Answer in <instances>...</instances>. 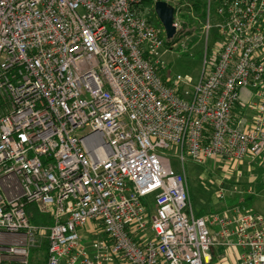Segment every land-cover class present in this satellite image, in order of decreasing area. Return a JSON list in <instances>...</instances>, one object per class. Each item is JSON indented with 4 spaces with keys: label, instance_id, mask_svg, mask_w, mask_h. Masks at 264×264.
Instances as JSON below:
<instances>
[{
    "label": "built area",
    "instance_id": "built-area-1",
    "mask_svg": "<svg viewBox=\"0 0 264 264\" xmlns=\"http://www.w3.org/2000/svg\"><path fill=\"white\" fill-rule=\"evenodd\" d=\"M156 1L0 0V264H33L42 238L46 264H208L219 244L264 264V214L198 217L165 154L264 171V0H216L224 44L192 91L161 74L186 30L174 6L168 39Z\"/></svg>",
    "mask_w": 264,
    "mask_h": 264
},
{
    "label": "rangeland",
    "instance_id": "rangeland-1",
    "mask_svg": "<svg viewBox=\"0 0 264 264\" xmlns=\"http://www.w3.org/2000/svg\"><path fill=\"white\" fill-rule=\"evenodd\" d=\"M169 4L180 6L182 14L186 13L180 0H169ZM215 6L216 0L212 1L213 15L210 26L207 21L203 24L193 16L192 23L185 25L186 32L179 40L178 46L164 49L162 53L161 74L170 80L181 75L183 84L180 91L183 88L192 91L200 79L205 61L208 64L214 63L222 49L224 39L220 37L215 26L217 22L214 19ZM155 17L156 23L161 25L156 15ZM181 22L184 25L186 21L182 19ZM165 154L171 158L175 170L183 171L184 168L194 212L209 207L225 210L241 207L264 214V171L255 164L209 162L207 165H198L187 154L183 167L174 149L165 151ZM240 202L243 203L239 204ZM84 236L90 239L87 230L84 231ZM42 240L46 241L45 238ZM33 264H46L44 249L36 254Z\"/></svg>",
    "mask_w": 264,
    "mask_h": 264
},
{
    "label": "trees",
    "instance_id": "trees-1",
    "mask_svg": "<svg viewBox=\"0 0 264 264\" xmlns=\"http://www.w3.org/2000/svg\"><path fill=\"white\" fill-rule=\"evenodd\" d=\"M215 1V0H212ZM180 4L184 5L186 9V13H183L181 15L182 19H184L186 22L184 23L185 25H190L193 21V16L197 17L200 22L203 24L207 21L208 19V5H209V0H180ZM216 6H217V1H216ZM216 6L214 9V19L218 22L219 16L216 12ZM213 8H212V2H211V10L209 14V19L211 22V18L213 15ZM216 22V23H217ZM247 201V199H246ZM243 202H240L239 204H242ZM27 213L29 216V220L31 223L35 225H40V226H48L52 223V220L50 218V215L48 212L41 206L36 205V204H31L27 207ZM203 213H200L202 215ZM200 215H197L200 217ZM48 244L47 242L42 243V249L44 251L47 250Z\"/></svg>",
    "mask_w": 264,
    "mask_h": 264
},
{
    "label": "crops",
    "instance_id": "crops-1",
    "mask_svg": "<svg viewBox=\"0 0 264 264\" xmlns=\"http://www.w3.org/2000/svg\"><path fill=\"white\" fill-rule=\"evenodd\" d=\"M253 100V94L250 89H245L241 93V102L238 104V106L235 109V115H247L248 110L244 107L245 104H248ZM194 210V209H193ZM197 215H200V213H203L200 215V217L208 215L209 213H221L225 209H216L215 207H209L206 210L198 209ZM215 231L218 230V228L214 227ZM212 254V260L208 264H239L241 250L235 246L227 247L225 245H215L212 248L211 251Z\"/></svg>",
    "mask_w": 264,
    "mask_h": 264
},
{
    "label": "water",
    "instance_id": "water-1",
    "mask_svg": "<svg viewBox=\"0 0 264 264\" xmlns=\"http://www.w3.org/2000/svg\"><path fill=\"white\" fill-rule=\"evenodd\" d=\"M154 8L155 14L166 32L167 38H173L176 33V28L173 25L175 7L167 1L159 0L155 2Z\"/></svg>",
    "mask_w": 264,
    "mask_h": 264
}]
</instances>
